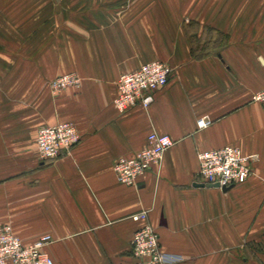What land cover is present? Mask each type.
Segmentation results:
<instances>
[{
  "label": "crops",
  "instance_id": "crops-1",
  "mask_svg": "<svg viewBox=\"0 0 264 264\" xmlns=\"http://www.w3.org/2000/svg\"><path fill=\"white\" fill-rule=\"evenodd\" d=\"M152 61L169 82L119 114L118 78ZM66 74L79 87L52 95ZM263 89L264 0H0V224L24 244L50 235L53 264H135L132 217L146 211L178 264H264ZM61 122L79 141L42 161L37 131ZM151 132L173 145L120 184L113 164ZM224 146L256 155L251 176L198 186V153Z\"/></svg>",
  "mask_w": 264,
  "mask_h": 264
},
{
  "label": "built area",
  "instance_id": "built-area-1",
  "mask_svg": "<svg viewBox=\"0 0 264 264\" xmlns=\"http://www.w3.org/2000/svg\"><path fill=\"white\" fill-rule=\"evenodd\" d=\"M171 69L161 61L141 65L133 72L124 73L118 78L117 95L113 105L119 114H124L135 105L147 109L152 95L169 82ZM52 95L61 93L68 87L78 88L79 79L72 74L62 75L49 82ZM264 112V89L254 96ZM209 124L204 117L197 120V127ZM79 141L75 126L61 122L52 126H42L36 134V149L42 161L60 157ZM173 145L165 135L151 132L146 145L130 157L115 161L112 170L117 181L125 186H134L144 174L158 168L163 154ZM198 178L203 184L218 185V188H232L243 184L252 174V164L256 155H245L234 146H224L198 153ZM141 223L132 235L130 251L135 264H178L180 255L164 253L160 249L158 235L147 221V212L141 211L132 217ZM53 238L43 235L31 244H24L8 224H0V264H53L43 253L44 247Z\"/></svg>",
  "mask_w": 264,
  "mask_h": 264
},
{
  "label": "water",
  "instance_id": "water-1",
  "mask_svg": "<svg viewBox=\"0 0 264 264\" xmlns=\"http://www.w3.org/2000/svg\"><path fill=\"white\" fill-rule=\"evenodd\" d=\"M198 186H206V187H211V188H218V185H211V184H201ZM223 191L227 190L228 188H221Z\"/></svg>",
  "mask_w": 264,
  "mask_h": 264
},
{
  "label": "rangeland",
  "instance_id": "rangeland-1",
  "mask_svg": "<svg viewBox=\"0 0 264 264\" xmlns=\"http://www.w3.org/2000/svg\"><path fill=\"white\" fill-rule=\"evenodd\" d=\"M73 75V74H72ZM53 80V79H52ZM130 245H131V242H130ZM130 253H131V251H130ZM131 257L133 258V256H132V254H131ZM134 259V258H133Z\"/></svg>",
  "mask_w": 264,
  "mask_h": 264
}]
</instances>
